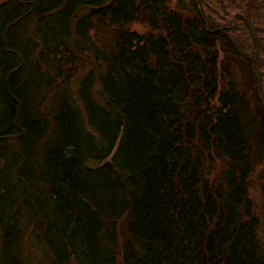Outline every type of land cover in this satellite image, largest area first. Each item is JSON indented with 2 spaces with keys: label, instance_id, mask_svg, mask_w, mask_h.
<instances>
[{
  "label": "trees",
  "instance_id": "trees-1",
  "mask_svg": "<svg viewBox=\"0 0 264 264\" xmlns=\"http://www.w3.org/2000/svg\"><path fill=\"white\" fill-rule=\"evenodd\" d=\"M261 162L264 0H0V264H264Z\"/></svg>",
  "mask_w": 264,
  "mask_h": 264
},
{
  "label": "rangeland",
  "instance_id": "rangeland-1",
  "mask_svg": "<svg viewBox=\"0 0 264 264\" xmlns=\"http://www.w3.org/2000/svg\"><path fill=\"white\" fill-rule=\"evenodd\" d=\"M132 28L141 31V27L138 25H132ZM264 180V162L259 163L254 166L249 176V194L250 199L253 203L255 213L258 214L260 210V204L262 200V195L260 191V184ZM41 264V263H40Z\"/></svg>",
  "mask_w": 264,
  "mask_h": 264
}]
</instances>
